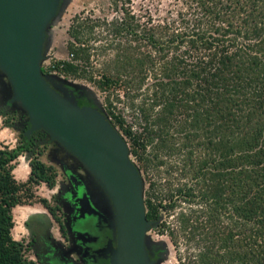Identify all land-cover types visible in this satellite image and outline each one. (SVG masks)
Here are the masks:
<instances>
[{
	"label": "trees",
	"instance_id": "trees-1",
	"mask_svg": "<svg viewBox=\"0 0 264 264\" xmlns=\"http://www.w3.org/2000/svg\"><path fill=\"white\" fill-rule=\"evenodd\" d=\"M151 1L142 22L119 0L98 49L113 50L98 88L150 175L148 216L175 214L172 237L192 249L179 264H264V0ZM34 141L0 147V264H38L12 234L19 156L33 153L31 182L57 181Z\"/></svg>",
	"mask_w": 264,
	"mask_h": 264
},
{
	"label": "water",
	"instance_id": "water-1",
	"mask_svg": "<svg viewBox=\"0 0 264 264\" xmlns=\"http://www.w3.org/2000/svg\"><path fill=\"white\" fill-rule=\"evenodd\" d=\"M63 0H0V70L8 78L11 101L27 112L25 136L44 131L84 167L90 183L110 203L117 247L110 242L111 264H157L147 233L145 184L124 135L89 93L61 91L44 72L48 27ZM61 82V81H60Z\"/></svg>",
	"mask_w": 264,
	"mask_h": 264
},
{
	"label": "rangeland",
	"instance_id": "rangeland-1",
	"mask_svg": "<svg viewBox=\"0 0 264 264\" xmlns=\"http://www.w3.org/2000/svg\"><path fill=\"white\" fill-rule=\"evenodd\" d=\"M119 0H63L62 6L58 16L52 21L48 27V45L46 49V58L42 62V67L45 73L50 74L58 80L70 86L78 87L90 94L97 106H99L107 115L106 103L104 101V94L98 88V70L100 63L110 61L113 57V50H98L104 48V44H110L113 41L112 25L115 18L121 13L118 8ZM121 1V0H120ZM126 2L127 0H123ZM134 8L140 14L142 22L145 21V9L152 6L151 0H132ZM125 38V37H124ZM70 56L71 59H68ZM66 62L64 68V76L55 73L51 70L50 62ZM70 64H82L84 69L78 73H74L69 69ZM12 91L6 75L0 70V147L8 146L15 148L20 141L24 139L26 128L29 124V117L26 111L18 107V105L11 101ZM108 116V115H107ZM109 117V116H108ZM111 119V117H109ZM120 130L119 126H116ZM127 142H130V137L124 136ZM34 141V151L40 153L41 159L51 164L57 170V181L55 190L50 188L45 182L35 183L29 180L31 167L29 166L30 158L33 156L32 152H26L19 156L15 162V170L13 171L15 180L19 186L18 194L21 199L13 210L14 214V228L12 230L13 237L16 240L27 243L34 241L35 244L28 251V255L37 260L38 244L36 243V226L33 223L37 220L41 223V219L47 217V213L42 209L40 204L43 199H50L53 194L58 192L67 183L64 168L57 162L52 161V157L66 158L70 167H76L80 162L71 155L63 154L61 146L53 142L49 135H36ZM64 152V151H63ZM137 165L142 166L144 180L149 184L150 175L147 173L143 164L132 156ZM65 160V161H66ZM25 165L23 168L20 165ZM66 165V164H65ZM81 167H83L80 164ZM67 167V165H66ZM84 169V167H83ZM86 180L89 175L84 169ZM165 176V174H163ZM151 182V181H150ZM88 189L83 190L78 188L73 192V199L76 200L78 205L77 214L79 217L83 214L85 208L83 204L84 196H89L92 201L106 210L111 220L110 203L103 192H99L91 183ZM84 192V196H83ZM108 210V211H107ZM158 217L151 214V217L156 220L157 226L150 229L147 233L148 245H158L160 247V255L157 258V264H179V259L189 249L183 237H179L178 241L174 239L171 230L168 227L172 224L176 217L175 214H168V212L157 210ZM150 213V209H149ZM48 225V232L46 235L57 232V225L50 217ZM161 226L159 222H162ZM33 242V243H34Z\"/></svg>",
	"mask_w": 264,
	"mask_h": 264
},
{
	"label": "flooded vegetation",
	"instance_id": "flooded-vegetation-1",
	"mask_svg": "<svg viewBox=\"0 0 264 264\" xmlns=\"http://www.w3.org/2000/svg\"><path fill=\"white\" fill-rule=\"evenodd\" d=\"M58 88L61 91L76 90L73 86L64 82H58ZM37 132L41 133L43 131ZM37 132L32 134L31 139H29L30 143L35 138ZM61 148L64 151L61 152V155L68 154L74 157L66 149ZM52 158L53 162H57L66 170L67 183L61 189H58V192L53 194L50 199H43L40 202L42 209L46 211L48 216L41 219V223L37 220L38 218L33 222L38 224L35 228L38 251L37 260H34L38 264H111L108 246L110 242L114 248L118 244L113 222L109 219V214L106 210H102L99 204L97 208V205L89 196H84V192L83 204H85V208L81 217H79V213L77 214V207L81 204H77L76 200L73 199V192L78 188L85 190L88 189L87 187H90L89 180H86L84 173L81 172V169L84 171L83 167L80 166V163L76 167H70V164L63 156L57 157L54 155ZM140 171L142 174L143 171ZM144 184L145 205L148 216L150 208L148 202H146V191L149 186L145 180ZM54 187L50 188L55 190ZM98 191L101 192L100 190ZM50 217L57 225V232L46 235L44 232H48V219ZM150 219L155 220L153 218ZM162 223L163 221L159 222L158 226H161ZM33 242L27 243L29 251L35 244ZM148 250L151 258L155 259L158 258L161 252L160 247L155 244L148 245Z\"/></svg>",
	"mask_w": 264,
	"mask_h": 264
},
{
	"label": "built area",
	"instance_id": "built-area-1",
	"mask_svg": "<svg viewBox=\"0 0 264 264\" xmlns=\"http://www.w3.org/2000/svg\"><path fill=\"white\" fill-rule=\"evenodd\" d=\"M68 59H71L70 56H68ZM66 62H50V67L51 70L54 71L55 73H59L61 76H64V66H65Z\"/></svg>",
	"mask_w": 264,
	"mask_h": 264
},
{
	"label": "bare ground",
	"instance_id": "bare-ground-1",
	"mask_svg": "<svg viewBox=\"0 0 264 264\" xmlns=\"http://www.w3.org/2000/svg\"><path fill=\"white\" fill-rule=\"evenodd\" d=\"M25 165L21 164L20 167L23 168Z\"/></svg>",
	"mask_w": 264,
	"mask_h": 264
},
{
	"label": "crops",
	"instance_id": "crops-1",
	"mask_svg": "<svg viewBox=\"0 0 264 264\" xmlns=\"http://www.w3.org/2000/svg\"><path fill=\"white\" fill-rule=\"evenodd\" d=\"M29 166H30V164H29ZM31 173V172H30Z\"/></svg>",
	"mask_w": 264,
	"mask_h": 264
}]
</instances>
